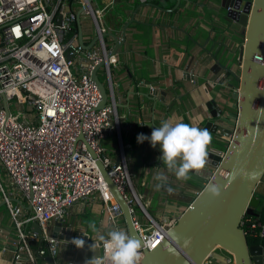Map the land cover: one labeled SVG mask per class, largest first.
Masks as SVG:
<instances>
[{
  "label": "crops",
  "instance_id": "1",
  "mask_svg": "<svg viewBox=\"0 0 264 264\" xmlns=\"http://www.w3.org/2000/svg\"><path fill=\"white\" fill-rule=\"evenodd\" d=\"M92 7L98 22L88 12L81 14V24L82 17L93 21L86 22L87 28L82 26L87 47L93 45L98 30L114 31L122 40L123 28L130 21L122 45L109 59L110 67L103 66L97 72L109 93L108 101L114 98L116 102L120 123L119 135H109L101 144L115 160L123 152L133 185L150 214L142 209V215L136 211L143 226L148 227L151 218L170 227L204 184L193 177L177 179L159 159L160 146L153 148L149 140L138 142V134L150 136L154 128L168 119L206 128L211 120L208 107L211 100L224 108L225 125L234 127L239 106L232 94L240 80L239 54L246 39L244 27L228 16L230 7H225L223 0H93ZM70 9L78 14L81 6L74 3ZM73 25L78 29L76 22ZM102 42L103 39L92 48L100 47ZM106 45L109 49L115 47L109 39ZM210 134L212 141L208 147L225 152L230 139L211 131ZM158 171L168 176V184L160 190L156 189L158 182L153 179ZM0 181V264H15L17 229L5 196L12 206L23 205L27 213L30 207L1 165ZM168 187L173 189L171 193ZM255 195L264 202V177ZM64 221L74 222L76 235L71 240L81 237L86 243L78 248L71 241L62 242L54 258L57 264H67L71 259L77 264H86L90 245L95 243L91 251L96 258L102 252L100 235L106 236L116 227L128 232L123 214L114 222L109 219L99 191L73 204ZM92 223L96 224L97 232L89 227ZM25 226L29 228L30 224ZM42 245V241L32 243L35 251ZM48 256L38 255V263L50 264ZM230 258L228 251L218 248L205 264H233Z\"/></svg>",
  "mask_w": 264,
  "mask_h": 264
},
{
  "label": "built area",
  "instance_id": "2",
  "mask_svg": "<svg viewBox=\"0 0 264 264\" xmlns=\"http://www.w3.org/2000/svg\"><path fill=\"white\" fill-rule=\"evenodd\" d=\"M69 1L0 0V165L31 205L27 213L23 205L12 206L5 196L17 229L15 264H39L38 255L52 256L53 261L48 262L57 264L54 258L64 240L48 232V223L64 220L73 204L95 191L100 192L112 222L123 214L98 160L133 206L143 256L145 249L152 250L162 242L169 229L151 218L149 226H143L135 212L138 194L123 152L116 163L101 144L109 135L120 133L116 102L113 98L98 108L102 94L93 78L102 61L110 67V58L104 42L86 49L77 34L68 35L77 17ZM74 2L87 7L85 12L98 22L89 0ZM77 66L79 70H75ZM12 98L17 104L28 105L33 115L20 119L22 113L13 114ZM245 216L241 226L247 234L245 225L250 220ZM36 221L42 235L31 229ZM252 226L264 239V223L255 221ZM39 241L43 245L35 251L32 243ZM101 248L97 258L103 261V242ZM233 261L231 257L229 262ZM67 264L77 263L71 259Z\"/></svg>",
  "mask_w": 264,
  "mask_h": 264
},
{
  "label": "water",
  "instance_id": "3",
  "mask_svg": "<svg viewBox=\"0 0 264 264\" xmlns=\"http://www.w3.org/2000/svg\"><path fill=\"white\" fill-rule=\"evenodd\" d=\"M92 1L89 0L91 5ZM223 4L227 8L230 7L228 16L239 22L246 34L239 54L240 80L232 94L239 110L236 123L231 129L225 125L224 108L211 100L208 103L211 120L206 123V128L214 134L230 139V143L225 152L208 147L209 158L205 168L198 175L194 170L190 171L191 177L204 184L203 189L177 222L169 227L162 242L152 250H144L140 264H205L218 248L229 252L234 259L233 264H264V244H250L241 226L245 215H258L255 209L261 201L255 195V190L264 177V0H223ZM86 8L81 7L74 21L78 26V41L89 49L101 39L107 48L106 41L113 40L115 47L107 48L109 59L122 45L130 21L123 28L122 40H119L114 31L98 32L93 45L87 47L81 25V14ZM67 56L70 58L69 54ZM106 64V60L102 61L93 71V78L102 94L98 108L105 107L109 102V93L97 74L99 68L106 67ZM4 107L9 110L5 98ZM92 153L96 156L93 151ZM119 160L120 158H117L116 163ZM98 165L115 201L122 209L128 233L143 245L134 223L133 206L119 191L101 160H98ZM253 174L254 179L251 178ZM210 183L221 185L220 197H213L206 190ZM138 200V206L150 216L139 196ZM29 207L31 208V205ZM73 227L74 222L68 223L61 219L49 222L48 232L68 242L76 235ZM31 229L38 235L43 234L37 221L32 223ZM186 241L188 243H185ZM167 245L174 248L175 253L169 252ZM48 260L53 261V257L48 256Z\"/></svg>",
  "mask_w": 264,
  "mask_h": 264
},
{
  "label": "clouds",
  "instance_id": "4",
  "mask_svg": "<svg viewBox=\"0 0 264 264\" xmlns=\"http://www.w3.org/2000/svg\"><path fill=\"white\" fill-rule=\"evenodd\" d=\"M137 140L140 143L149 140L153 148L159 145L162 151L159 159L163 161L168 172L174 173L177 179L187 180L191 177L190 171L194 170V173L198 175L208 163V146L212 136L207 128H200L182 121L173 123L168 119L154 128L150 136L144 133L138 134ZM232 178L235 179V176ZM251 178L254 179L255 175L253 174ZM153 179L158 182L155 185L157 190L168 184V176L164 172H156ZM206 190L213 197H220L222 194L221 185L217 183H210ZM167 191L171 193L173 189L168 187ZM89 227L93 232H97L95 223L90 224ZM99 239L104 245L103 261L94 256L86 264H140L143 259L141 242L124 229L113 228L107 232L106 236L100 235ZM72 243L78 248L85 246V240L81 237L73 238ZM89 247L94 251L95 243ZM166 247L169 252L175 253V249L170 245Z\"/></svg>",
  "mask_w": 264,
  "mask_h": 264
},
{
  "label": "trees",
  "instance_id": "5",
  "mask_svg": "<svg viewBox=\"0 0 264 264\" xmlns=\"http://www.w3.org/2000/svg\"><path fill=\"white\" fill-rule=\"evenodd\" d=\"M75 0H70V5H73ZM78 29L72 24L71 30L69 32V36L72 37L76 34ZM135 208V212L138 211L137 207ZM255 211L258 213L257 216L247 215L245 218H248V221L245 225V230L247 231V237L250 244H264V239H261L256 235V229L252 226L253 222L260 221L264 223V202H262Z\"/></svg>",
  "mask_w": 264,
  "mask_h": 264
},
{
  "label": "rangeland",
  "instance_id": "6",
  "mask_svg": "<svg viewBox=\"0 0 264 264\" xmlns=\"http://www.w3.org/2000/svg\"><path fill=\"white\" fill-rule=\"evenodd\" d=\"M83 15V14H82ZM81 15V16H82ZM90 18V17H89ZM86 22H93L92 21V19L90 18V19H84L83 17H82V26H84V28H87V26L85 25L86 24ZM93 26H94V24H93ZM96 26V25H95ZM10 108H11V112L13 113V114H18V113H22L21 114V116H20V119H24L26 116H32L33 115V111H32V109L28 106V105H20V104H17L16 103V99L15 98H12L11 100H10ZM137 206H135V207H137V210L139 211V214L140 215H142V212L140 211V209H142L140 206H138V203H135ZM98 251H99V249H98ZM94 257V255H93V253H92V251H91V249H90V252H89V254H88V256H87V259H92Z\"/></svg>",
  "mask_w": 264,
  "mask_h": 264
}]
</instances>
